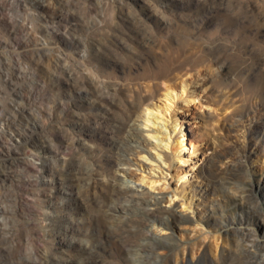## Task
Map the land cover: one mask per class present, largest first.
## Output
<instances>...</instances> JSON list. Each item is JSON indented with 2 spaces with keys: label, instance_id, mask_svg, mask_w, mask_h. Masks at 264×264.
Returning <instances> with one entry per match:
<instances>
[{
  "label": "rangeland",
  "instance_id": "rangeland-1",
  "mask_svg": "<svg viewBox=\"0 0 264 264\" xmlns=\"http://www.w3.org/2000/svg\"><path fill=\"white\" fill-rule=\"evenodd\" d=\"M34 1L0 0V264H264V0ZM199 74L188 185L115 194L160 171L120 179L127 123Z\"/></svg>",
  "mask_w": 264,
  "mask_h": 264
},
{
  "label": "bare ground",
  "instance_id": "bare-ground-1",
  "mask_svg": "<svg viewBox=\"0 0 264 264\" xmlns=\"http://www.w3.org/2000/svg\"><path fill=\"white\" fill-rule=\"evenodd\" d=\"M33 4L36 9H45L47 5L44 0H35ZM203 78L204 76L199 74L194 78H182L176 82L163 83L157 100L146 99L141 103V112L134 121L126 125L125 140L121 146L123 153L117 157L115 165L120 179L123 180L129 178V173L124 168V163L127 161L124 153L137 154L140 157V159H134V165L139 169H154L153 164H156L160 171L148 174L146 177L135 175V180L144 187V190H141L142 193L138 194L132 187L122 183L114 187L115 194L123 197L129 196L131 201L141 198L148 206L158 208L159 199L151 194L156 189L159 191L166 189L169 195V198L165 196L166 202L169 206L174 205L175 199L188 185L190 176L188 173L194 170L192 161L195 158L202 159L199 147L186 136L185 126L190 124L189 120L182 118L181 115L191 114L192 106L198 102L197 98L200 96L195 87ZM1 143L3 139L0 136ZM163 183L166 185L162 186ZM184 203L180 204L184 205ZM161 210L168 214L173 212L172 207ZM152 222L150 224L152 230H148L146 235L155 239L158 238L157 233L163 230L166 224L161 219H154ZM174 264H195V260L193 256L188 259L181 254L174 259Z\"/></svg>",
  "mask_w": 264,
  "mask_h": 264
}]
</instances>
